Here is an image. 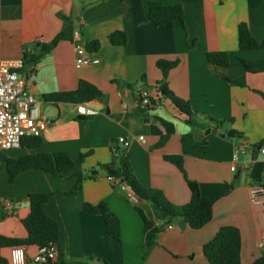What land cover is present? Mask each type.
Returning <instances> with one entry per match:
<instances>
[{
  "label": "crops",
  "instance_id": "obj_1",
  "mask_svg": "<svg viewBox=\"0 0 264 264\" xmlns=\"http://www.w3.org/2000/svg\"><path fill=\"white\" fill-rule=\"evenodd\" d=\"M151 1L181 5L185 25H156L148 14ZM67 18L74 39L61 40L37 64L26 61V54L38 53L63 30ZM241 22L256 40H264V0H0V59L24 60L20 74L31 82L41 112L50 121L39 146L0 152V234L26 237L23 220L30 212V195L45 192L51 193L45 211L59 227L53 246L57 260L49 264H210L203 246L226 225L240 229L242 264L262 256L264 248L258 243L264 235V196L254 203L251 188L264 181V152L254 148L264 141V73L247 72L240 59L261 60L264 49L240 51ZM116 31L126 34L125 44L111 42ZM94 41L99 42L98 49L87 50ZM79 44L100 62L77 66ZM211 51L229 52V65L209 62ZM160 60L178 62L166 84L189 103L191 116L167 97L148 108L138 105V93L153 90L163 80ZM81 80L103 92L102 98L89 102L99 110L95 116H80L75 103L43 98L45 93L74 90ZM209 118L226 121L227 128L212 125ZM232 128L243 136L229 138L226 130ZM120 136L131 140L128 147L118 146L128 155L137 179L163 190L178 205L186 204L191 192L184 172L165 156L181 155L185 173L197 183L202 197L222 194L213 205L211 221L200 229L187 223L182 229L173 220L169 229V220L153 202H134L125 185L109 180L104 168L113 165ZM235 148L240 153L232 170ZM57 152L74 160L89 154L65 176L28 169L10 181L7 159ZM93 169L94 178L70 192L77 181L74 172ZM101 201L119 217L120 239L108 235L100 214L84 210L85 203ZM137 206L163 228L145 257V222ZM25 249L27 264H35L32 258L41 250ZM1 254L10 264V248Z\"/></svg>",
  "mask_w": 264,
  "mask_h": 264
},
{
  "label": "trees",
  "instance_id": "obj_2",
  "mask_svg": "<svg viewBox=\"0 0 264 264\" xmlns=\"http://www.w3.org/2000/svg\"><path fill=\"white\" fill-rule=\"evenodd\" d=\"M149 18L158 26H184V12L181 5H164L159 1H151L149 4ZM73 40V25L72 21L67 18L65 26L50 43H45L41 46L40 51L34 54H26L25 60L37 64L45 55L50 53L52 49L61 40ZM110 40L115 45H123L127 41V36L122 31L113 32ZM238 40L240 51H248L253 49H264V40H256L246 22H241L238 26ZM99 42L94 41L86 45L89 51L98 49ZM209 62L227 67L230 63L231 55L227 51H211L207 53ZM242 66L250 73H264V58L261 60L240 59ZM177 61L160 60L158 66L163 72V80L158 82L159 86L165 95L169 98L180 111L191 116L190 105L174 94L166 84V79L171 69L177 65ZM140 93V92H139ZM138 93V98H139ZM103 97V92L85 80H81L79 86L74 90L55 91L45 93L43 98L45 101L58 103H84L91 102L95 99ZM208 121L219 128H227L226 121L215 120L209 118ZM226 135L231 138H241L243 133L236 130H226ZM166 137L161 139L158 146L162 145ZM40 137H28L23 139L21 145L37 147L41 144ZM264 146V141L256 144L254 148L260 149ZM86 154H82L77 160L72 159L67 153L57 152L53 154L40 153L37 155H26L19 159H7V169L10 174V181H13L15 176L22 170L42 169L53 175L65 176L73 171L78 165H81ZM165 158L171 163L179 167L185 174L187 183L191 192L190 200L183 205H178L170 201L163 190L143 185L136 177L131 166L128 155L123 152L118 144L115 146L113 153V165L106 166L104 172L107 176H113L116 181L113 182L126 185L130 190L138 196L139 200L151 201L156 208L161 212L166 220H178L185 218L187 224L192 229H200L209 223L213 217V205L216 199L222 194L210 198L202 197L199 194L198 185L195 181L188 179L184 162L181 155L168 154ZM96 170H91L90 173L84 174L83 171H76L74 175L77 177L75 186L70 192H75L81 189L82 182L85 179L94 178ZM264 187V181L260 184ZM226 193V192H225ZM223 193V194H225ZM51 193L34 192L30 195V212L23 220V224L27 229L28 235L23 238L9 237L0 234V264H8V260L2 256L1 251L4 248L13 246H36L40 250L52 248L59 238V227L56 220L49 216L45 211V204L49 201ZM84 210L87 213H97L103 218L107 233L114 239L121 238V223L119 217L109 209L104 201L98 204L85 203ZM137 210L142 215L145 222V252L154 243V236L163 228L157 226L153 221L146 218L140 206ZM242 237L240 229L236 226L226 225L221 227L216 235L203 246V253L210 264H242L241 261ZM251 264H264V253Z\"/></svg>",
  "mask_w": 264,
  "mask_h": 264
},
{
  "label": "built area",
  "instance_id": "obj_3",
  "mask_svg": "<svg viewBox=\"0 0 264 264\" xmlns=\"http://www.w3.org/2000/svg\"><path fill=\"white\" fill-rule=\"evenodd\" d=\"M76 65L93 66L100 62L97 57L87 55L85 46H76ZM24 66L23 59H0V152L3 150L21 146L23 139L28 137H40L47 129L50 121L41 112V101L31 90V82L25 80L20 71ZM165 98L161 88L155 86L153 90L142 89L139 93L138 105L141 108H148L161 99ZM77 112L80 116L90 117L99 114V110L90 105L89 102L77 104ZM144 140V136H139ZM131 143L129 138L120 136L116 144L128 147ZM115 144V146H116ZM115 150V147H114ZM259 151L264 152V146ZM239 149L235 148L231 169L236 170L239 159ZM115 182L113 176H107ZM126 186V185H125ZM131 192L130 199L138 201V196ZM264 187L256 186L251 188V197L254 203L263 201ZM9 205V203H7ZM168 228H173L172 224ZM259 247L264 248V235L259 239ZM57 260V252L52 248L41 250L32 261L35 264H49ZM10 264H27V254L24 246H13L10 248Z\"/></svg>",
  "mask_w": 264,
  "mask_h": 264
},
{
  "label": "water",
  "instance_id": "obj_4",
  "mask_svg": "<svg viewBox=\"0 0 264 264\" xmlns=\"http://www.w3.org/2000/svg\"><path fill=\"white\" fill-rule=\"evenodd\" d=\"M211 129H208V132L210 131ZM169 223L171 222V220L168 221ZM186 219L185 218H180L179 220H177V225L180 227V228H185L186 226Z\"/></svg>",
  "mask_w": 264,
  "mask_h": 264
},
{
  "label": "rangeland",
  "instance_id": "obj_5",
  "mask_svg": "<svg viewBox=\"0 0 264 264\" xmlns=\"http://www.w3.org/2000/svg\"><path fill=\"white\" fill-rule=\"evenodd\" d=\"M85 154H86V155H85V157L83 158V161H84V159L87 157V155H88L89 153L87 152V153H85ZM80 157H81V156H80ZM80 157H79V158H80ZM79 158H78V159H79ZM83 161H82V162H83ZM88 171H89V170H88ZM83 172H84V174H88V173H90V172H87V170H86V171L83 170Z\"/></svg>",
  "mask_w": 264,
  "mask_h": 264
}]
</instances>
